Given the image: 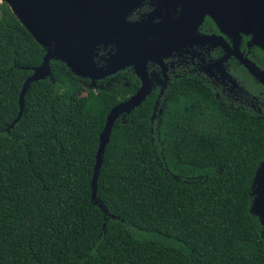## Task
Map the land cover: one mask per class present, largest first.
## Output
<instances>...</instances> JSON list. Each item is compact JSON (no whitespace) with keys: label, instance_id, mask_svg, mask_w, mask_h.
<instances>
[{"label":"trees","instance_id":"obj_1","mask_svg":"<svg viewBox=\"0 0 264 264\" xmlns=\"http://www.w3.org/2000/svg\"><path fill=\"white\" fill-rule=\"evenodd\" d=\"M44 55L0 2V264H264L251 212L264 110L191 82L167 96L156 123L148 97L115 123L94 201L100 134L134 91L85 88L55 61L11 127Z\"/></svg>","mask_w":264,"mask_h":264},{"label":"flooded vegetation","instance_id":"obj_2","mask_svg":"<svg viewBox=\"0 0 264 264\" xmlns=\"http://www.w3.org/2000/svg\"><path fill=\"white\" fill-rule=\"evenodd\" d=\"M212 4L216 0H121L120 27L136 30L153 46L146 59L152 85L148 97L155 98L153 122H160L167 96L191 82L223 104L264 110V83L243 63H254L264 72V51L251 33L241 32L239 37L233 26L229 33L222 32L207 12ZM116 54V45L101 46L95 61L108 69ZM136 66L128 65L95 82L78 78L88 89L118 87L134 91V96L143 86Z\"/></svg>","mask_w":264,"mask_h":264},{"label":"water","instance_id":"obj_3","mask_svg":"<svg viewBox=\"0 0 264 264\" xmlns=\"http://www.w3.org/2000/svg\"><path fill=\"white\" fill-rule=\"evenodd\" d=\"M1 2L10 6L21 24L45 52L42 64L33 69L32 75L23 85L19 99L20 112L11 127H14L23 116L25 97L31 84L53 78L52 62L60 61L77 77L91 79L92 82L128 65H137L136 72L142 79V88L130 99L111 109L100 134L92 180L95 201L103 157L115 123L140 107L151 94L152 85L146 68V59L152 54L153 46L148 39L138 37L136 30L130 28L125 30L120 27L123 16L121 0H1ZM207 12L218 23L222 32L229 33L233 26L239 37L241 32L251 33L254 36V43L264 51V0H216V5L212 4ZM108 44L117 46V54L112 57L111 66L104 69L97 65L95 57L99 48ZM243 63L254 77L264 83L263 71L254 63L247 61ZM262 169L264 161L259 165L252 183L251 212L260 220L264 236Z\"/></svg>","mask_w":264,"mask_h":264},{"label":"snow or ice","instance_id":"obj_4","mask_svg":"<svg viewBox=\"0 0 264 264\" xmlns=\"http://www.w3.org/2000/svg\"><path fill=\"white\" fill-rule=\"evenodd\" d=\"M262 174H264V169H262Z\"/></svg>","mask_w":264,"mask_h":264},{"label":"rangeland","instance_id":"obj_5","mask_svg":"<svg viewBox=\"0 0 264 264\" xmlns=\"http://www.w3.org/2000/svg\"><path fill=\"white\" fill-rule=\"evenodd\" d=\"M0 2H1V0H0Z\"/></svg>","mask_w":264,"mask_h":264}]
</instances>
